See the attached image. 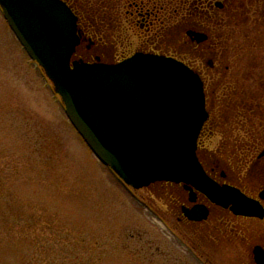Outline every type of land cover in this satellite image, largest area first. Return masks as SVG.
<instances>
[{
	"label": "rangeland",
	"instance_id": "rangeland-1",
	"mask_svg": "<svg viewBox=\"0 0 264 264\" xmlns=\"http://www.w3.org/2000/svg\"><path fill=\"white\" fill-rule=\"evenodd\" d=\"M100 1L81 2L90 14L81 22L90 21L95 32L105 27L92 37V51L112 63L131 53L139 31L126 29L124 0ZM181 17L173 16L179 37ZM224 23L223 43L236 60L225 61L232 91L222 103L217 89L211 116L220 122L230 113L246 136L264 125V83L252 77L264 75V0L245 1ZM133 193L93 155L0 15V264H241L236 244L221 253L186 234L206 256L191 258L171 233L169 194L156 187ZM158 210L169 217L166 226Z\"/></svg>",
	"mask_w": 264,
	"mask_h": 264
},
{
	"label": "water",
	"instance_id": "water-1",
	"mask_svg": "<svg viewBox=\"0 0 264 264\" xmlns=\"http://www.w3.org/2000/svg\"><path fill=\"white\" fill-rule=\"evenodd\" d=\"M0 6L53 83L69 122L126 184L182 181L218 203L250 207L249 200L213 183L198 161L197 138L207 113L195 72L174 59L142 53L116 64L74 59L82 37L64 2L0 0ZM257 261L264 264V254Z\"/></svg>",
	"mask_w": 264,
	"mask_h": 264
},
{
	"label": "flooded vegetation",
	"instance_id": "flooded-vegetation-1",
	"mask_svg": "<svg viewBox=\"0 0 264 264\" xmlns=\"http://www.w3.org/2000/svg\"><path fill=\"white\" fill-rule=\"evenodd\" d=\"M61 1L77 17L82 39L75 57L87 62H102L92 51V37L98 31L105 34V27H97L95 32L90 21L81 22V15H90L89 10L81 3L83 0ZM245 1L247 0H124L123 15L128 21L126 29H138L139 34L136 30L134 32L140 41L127 56L115 60L111 57L108 61L115 63L135 53L164 56L183 62L201 78L207 117L197 139L198 161L213 183L234 190L251 202L250 207L240 210L232 203H218L192 184L180 181H159L144 189L156 187V192L169 194L173 237L177 244L183 245L191 258L202 260L205 255L186 234L196 238V243L213 247L221 253L226 252L222 251L226 245L236 244L241 264H258L257 256L264 254V125L259 131H245L246 136H242L239 119L235 123L230 122V113L226 111L228 115L224 121L218 122L216 118H212L210 108L216 106L217 89H220L222 103L232 91L230 82L233 75H226L229 66L225 61L228 57H232L233 62L236 60L232 54L227 55L228 50L223 43V29L226 27L224 22L231 16L239 15ZM175 15L182 16L180 37L176 36L180 32L178 27L173 25ZM196 34H201L203 39L198 40L199 36ZM182 52L189 53L191 61L184 59ZM252 77L263 85L264 75ZM252 77L249 74L245 78ZM222 81L226 82L222 84ZM261 89L264 91V86ZM226 108L228 107H224V110ZM229 109L232 111V108ZM254 111L252 109L251 113ZM239 114L235 113L233 116ZM243 119L248 121L247 117ZM210 143L216 145L215 149L208 147ZM156 214L163 221L169 222L165 213L158 210Z\"/></svg>",
	"mask_w": 264,
	"mask_h": 264
}]
</instances>
